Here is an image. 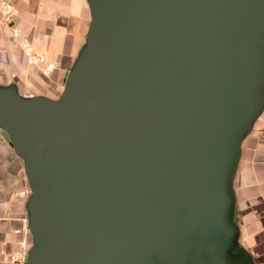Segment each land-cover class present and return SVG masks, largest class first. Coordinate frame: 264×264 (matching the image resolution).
<instances>
[{
	"label": "water",
	"instance_id": "95a60500",
	"mask_svg": "<svg viewBox=\"0 0 264 264\" xmlns=\"http://www.w3.org/2000/svg\"><path fill=\"white\" fill-rule=\"evenodd\" d=\"M89 5L58 99L0 88V127L30 189L23 263L124 264L138 238L168 264H223L228 183L260 107L264 0ZM210 215L228 246L191 242L185 217Z\"/></svg>",
	"mask_w": 264,
	"mask_h": 264
},
{
	"label": "crops",
	"instance_id": "0c3cea01",
	"mask_svg": "<svg viewBox=\"0 0 264 264\" xmlns=\"http://www.w3.org/2000/svg\"><path fill=\"white\" fill-rule=\"evenodd\" d=\"M6 1L12 17L6 19L0 5V88H14L23 100L58 99L85 47L90 0ZM13 27L19 30L18 39L26 38L52 64L50 71L27 62L23 48L12 41ZM258 96L260 107L239 141L228 183L234 233L223 264H264V81ZM29 195L24 160L0 127V264H24L3 258L32 246Z\"/></svg>",
	"mask_w": 264,
	"mask_h": 264
},
{
	"label": "rangeland",
	"instance_id": "374dc122",
	"mask_svg": "<svg viewBox=\"0 0 264 264\" xmlns=\"http://www.w3.org/2000/svg\"><path fill=\"white\" fill-rule=\"evenodd\" d=\"M185 218V223L189 224V227L198 233L196 236L191 237L192 243L204 241V243L210 244L213 248H219L222 244L224 246L229 245L225 241L226 236L222 229L223 224L219 221H214L215 217L213 215L200 218L186 216ZM185 218H182V221ZM134 239L136 248L128 256L124 264H168L157 256L147 253L143 242L138 238Z\"/></svg>",
	"mask_w": 264,
	"mask_h": 264
},
{
	"label": "built area",
	"instance_id": "2783aa9c",
	"mask_svg": "<svg viewBox=\"0 0 264 264\" xmlns=\"http://www.w3.org/2000/svg\"><path fill=\"white\" fill-rule=\"evenodd\" d=\"M0 5H1V13L4 14L5 18L6 19L11 18L12 17L11 4L6 0H0ZM9 21L11 22V20ZM18 37H19V30L13 27L12 35H11L12 41L23 48L27 62L31 65H44L43 72L50 71L52 69V64L47 63L45 56L36 52L32 47L31 43L26 38L18 39ZM27 252L20 251V252H15L14 254H7L8 256H6V258L3 259L8 260L11 263L24 262Z\"/></svg>",
	"mask_w": 264,
	"mask_h": 264
}]
</instances>
